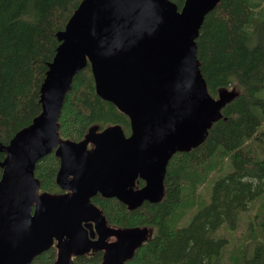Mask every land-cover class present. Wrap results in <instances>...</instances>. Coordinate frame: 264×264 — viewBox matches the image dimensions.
Listing matches in <instances>:
<instances>
[{
  "label": "water",
  "instance_id": "95a60500",
  "mask_svg": "<svg viewBox=\"0 0 264 264\" xmlns=\"http://www.w3.org/2000/svg\"><path fill=\"white\" fill-rule=\"evenodd\" d=\"M218 2L184 0L180 9L171 0L79 3L56 34L59 44L39 89L40 113L0 145V264H29L63 235L92 231L103 219L90 201L96 194L129 207L162 198L168 160L204 141L227 100L208 94L196 59L200 26ZM87 62L96 94L128 117L130 135L117 125L64 144L58 135L63 99ZM52 151L62 193H38L35 166ZM138 179L144 185L134 189ZM113 234L99 264H125L149 230L121 227ZM74 252L56 245L53 264H73Z\"/></svg>",
  "mask_w": 264,
  "mask_h": 264
},
{
  "label": "trees",
  "instance_id": "16d2710c",
  "mask_svg": "<svg viewBox=\"0 0 264 264\" xmlns=\"http://www.w3.org/2000/svg\"><path fill=\"white\" fill-rule=\"evenodd\" d=\"M81 1L0 0V145L40 113L39 89L59 44L56 34ZM171 1L178 9L184 2ZM216 4L195 43L208 94L227 97L220 118L201 144L170 157L158 202L129 207L100 194L90 199L108 225L149 230L125 264H264V0ZM117 125L125 136L130 133L128 117L96 94L87 62L63 99L59 141L77 143L89 131ZM54 151L35 166L38 193H62ZM4 157L0 152V162ZM225 167L229 170L222 175ZM242 222L247 232L240 241L236 235ZM225 233L235 245H228ZM55 259L52 246L29 264H53ZM101 260L100 252L72 258L73 264Z\"/></svg>",
  "mask_w": 264,
  "mask_h": 264
},
{
  "label": "flooded vegetation",
  "instance_id": "af4514ba",
  "mask_svg": "<svg viewBox=\"0 0 264 264\" xmlns=\"http://www.w3.org/2000/svg\"><path fill=\"white\" fill-rule=\"evenodd\" d=\"M129 135L130 133L127 134L126 136H129ZM87 149L92 150L93 145L91 143H88ZM141 187H137L135 185L134 189H139ZM139 202L141 201H137V200L131 201L134 207ZM115 228L116 227H112L108 225L103 218L97 223L93 222L92 231L89 229H86L85 231L81 230L80 233L76 235H72V236L65 234L62 237L58 238L57 240H54L53 246L55 247V249H56V245L59 247L64 246V245L69 246L70 249L72 248L75 251L72 254V258L73 257L75 258L78 256L88 257L89 255L92 256L93 254H97L98 252H100L102 256L103 251H104L103 249L104 244L108 243L109 241L115 238V237L113 238L114 236L113 232ZM111 236L113 239H110Z\"/></svg>",
  "mask_w": 264,
  "mask_h": 264
},
{
  "label": "rangeland",
  "instance_id": "374dc122",
  "mask_svg": "<svg viewBox=\"0 0 264 264\" xmlns=\"http://www.w3.org/2000/svg\"><path fill=\"white\" fill-rule=\"evenodd\" d=\"M228 170H229V169H226V167H225L224 172H222V175H224L225 173H227ZM216 178H217V175H214V176H213V179L215 180ZM203 190H204V194H206V193H207V189L204 188ZM259 206H260L259 203H257V204H256V207H255V210H256V208H258ZM255 210H254V211H255ZM189 217H190V213H188L187 215L185 214V218H186V219H189ZM176 219H177V220H180L178 216H177ZM223 232H224V231H223ZM246 232H247L246 224H245L244 222L240 223V224H239V227H238V230H237V235H236L237 240H239V238H240V241L243 240V238H244V235H243V234H245ZM225 234H227V236H229V240H230V241H229L228 245H230V242H231L232 244L235 245L236 240H235L234 238H232V236H231L230 234H228V233H225ZM219 235H221V233H219ZM113 238H114V236H113ZM113 238H112V236H111L110 239H113ZM237 246H238V244H237Z\"/></svg>",
  "mask_w": 264,
  "mask_h": 264
},
{
  "label": "bare ground",
  "instance_id": "6f19581e",
  "mask_svg": "<svg viewBox=\"0 0 264 264\" xmlns=\"http://www.w3.org/2000/svg\"><path fill=\"white\" fill-rule=\"evenodd\" d=\"M197 55V54H196ZM92 148V147H91ZM35 168H37V167H35ZM218 250V249H217Z\"/></svg>",
  "mask_w": 264,
  "mask_h": 264
}]
</instances>
